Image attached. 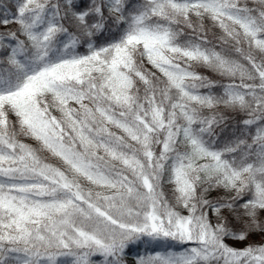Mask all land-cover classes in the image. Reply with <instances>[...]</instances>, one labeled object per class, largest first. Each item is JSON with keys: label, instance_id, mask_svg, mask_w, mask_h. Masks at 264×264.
<instances>
[{"label": "snow or ice", "instance_id": "obj_1", "mask_svg": "<svg viewBox=\"0 0 264 264\" xmlns=\"http://www.w3.org/2000/svg\"><path fill=\"white\" fill-rule=\"evenodd\" d=\"M130 257L264 264V0H0V264Z\"/></svg>", "mask_w": 264, "mask_h": 264}, {"label": "trees", "instance_id": "obj_2", "mask_svg": "<svg viewBox=\"0 0 264 264\" xmlns=\"http://www.w3.org/2000/svg\"><path fill=\"white\" fill-rule=\"evenodd\" d=\"M206 23H209V24H210V22H207V21H206ZM216 31H217V33H218L219 30L217 29ZM57 115H58V113H57ZM26 142H28V143H34L33 141H30V140H29V141H26ZM50 162H52V163H56L55 160H51ZM254 239H259V237H254ZM237 246H240V245H237ZM129 259H130V264H131V259H132V258L130 257Z\"/></svg>", "mask_w": 264, "mask_h": 264}]
</instances>
